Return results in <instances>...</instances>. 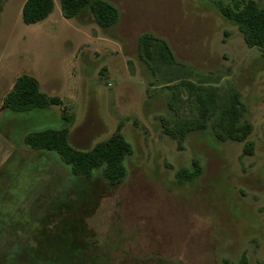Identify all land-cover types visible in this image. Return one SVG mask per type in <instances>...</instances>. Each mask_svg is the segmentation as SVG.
<instances>
[{
	"label": "rangeland",
	"instance_id": "374dc122",
	"mask_svg": "<svg viewBox=\"0 0 264 264\" xmlns=\"http://www.w3.org/2000/svg\"><path fill=\"white\" fill-rule=\"evenodd\" d=\"M24 1L0 0V252L25 243L14 254L24 264L35 235L71 226L82 235L80 264H264V58L219 11L235 0H108L119 17L105 28L88 11L64 17L59 0L47 18L25 23ZM142 32L163 38L175 62L146 58ZM22 73L60 103L2 108ZM188 82L215 88L219 107L236 92L248 136L221 139L217 117L180 142L168 135L165 127L197 116ZM64 115L79 149L124 134L132 152L122 182L109 185L98 171L77 197L61 160L24 143L27 132L62 127ZM194 159L202 173L178 182Z\"/></svg>",
	"mask_w": 264,
	"mask_h": 264
},
{
	"label": "trees",
	"instance_id": "16d2710c",
	"mask_svg": "<svg viewBox=\"0 0 264 264\" xmlns=\"http://www.w3.org/2000/svg\"><path fill=\"white\" fill-rule=\"evenodd\" d=\"M64 17L74 18L88 11L101 27L112 26L119 17L118 8L108 0H59ZM222 16L233 22L249 47H257L264 58V2L259 0H235L230 4H217ZM54 10V0H25L21 17L25 23H36L47 18ZM139 51L148 59L162 63L175 62L169 44L150 32H142L138 37ZM191 87L190 95L197 108V116L184 121L176 129L165 127L164 131L179 142L189 131L205 130L210 121L218 118L221 131L215 133L223 140H244L251 132L249 122L240 123L241 105L235 92L227 104L219 107L215 88L203 87L201 84L187 83ZM170 86V85H169ZM60 103L56 95H49L40 89L38 79L28 73L18 75L12 88L5 95L1 107L13 111H26L34 108H47ZM219 112V114H217ZM65 123L60 128H44L27 132L23 136L26 145L35 150L55 154L68 168L73 182V191L77 197L88 191L96 172H100L109 185H117L126 176L125 159L132 152V145L121 131L113 132L107 139L96 143L88 149H79L71 145L68 138V118L62 116ZM252 143L246 142L244 153H252ZM203 171L198 159L192 160L190 166H181L176 171L178 182L194 180ZM64 203V201H63ZM58 232L51 236L48 231L34 236L35 248L29 253L24 264H80L85 261L82 235L78 230ZM78 233V234H77ZM27 244H14L13 247L0 252V264H21L14 260V254L27 248ZM245 264V258H243Z\"/></svg>",
	"mask_w": 264,
	"mask_h": 264
},
{
	"label": "crops",
	"instance_id": "0c3cea01",
	"mask_svg": "<svg viewBox=\"0 0 264 264\" xmlns=\"http://www.w3.org/2000/svg\"><path fill=\"white\" fill-rule=\"evenodd\" d=\"M39 81V80H38ZM39 151V150H38ZM41 152V151H40ZM36 166V165H35ZM34 176H35V172H34V167H33V179H34Z\"/></svg>",
	"mask_w": 264,
	"mask_h": 264
}]
</instances>
